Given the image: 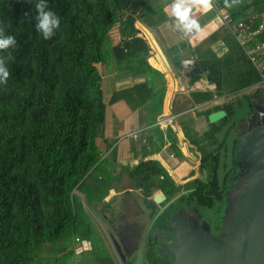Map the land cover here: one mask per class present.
Segmentation results:
<instances>
[{
  "label": "trees",
  "instance_id": "1",
  "mask_svg": "<svg viewBox=\"0 0 264 264\" xmlns=\"http://www.w3.org/2000/svg\"><path fill=\"white\" fill-rule=\"evenodd\" d=\"M147 1L45 0L60 17V27L44 40L35 28L38 0H0V29L17 41L7 50L13 59L4 61L10 76L0 84V264H30L31 252L54 241L65 250L77 235L94 240L101 264H115L73 190L89 194L93 186L92 201L102 187L108 191L109 176L99 174L106 168L95 143L105 104L96 64L119 46L111 38L120 31L130 60L148 57L147 41L135 24ZM220 3L225 6V0ZM245 4L233 13L236 18H245L248 10L264 12V0ZM123 9L130 12L126 21ZM5 54L0 51V58ZM234 106L223 107L231 114ZM218 128L210 131L211 144ZM208 156L204 151V160ZM138 167L164 175L167 191L173 192L174 181L156 160ZM213 182L217 187L216 173Z\"/></svg>",
  "mask_w": 264,
  "mask_h": 264
},
{
  "label": "crops",
  "instance_id": "2",
  "mask_svg": "<svg viewBox=\"0 0 264 264\" xmlns=\"http://www.w3.org/2000/svg\"><path fill=\"white\" fill-rule=\"evenodd\" d=\"M175 2L148 0L142 17L136 21L141 31L139 35L144 36L146 41L148 39L149 55L143 61L135 58L132 61L125 54L126 48L122 47L126 36L123 37L120 31L115 34L116 38H111V43L119 46L110 48L105 62L96 64L102 75L105 104L95 143L100 166L106 168L99 169V174L110 173L107 193L106 188L102 187L98 191L100 196H97H116V201L127 204L132 214L142 210L139 204L142 198L139 189L127 175V169L136 167L141 161L156 160L179 185V189L192 186L203 172L199 155L210 148V131L214 125L219 127L226 121L222 119L211 123L209 114L224 109L223 106L231 98L243 94L254 95V101L258 99L255 95H260L264 102V84L257 68L222 25L215 8L205 10L192 6L191 18L198 21L200 31L191 35L185 32L183 25L172 14L171 5ZM245 3L240 0L238 4L234 1L228 4L231 7L220 5L234 13L242 9ZM249 13L248 10L246 15ZM118 49L124 52L121 54ZM187 58L203 62L205 67L202 72L190 77L179 72L176 68L178 60ZM167 116H174V119L164 128L159 120ZM157 127H161L162 132H158ZM134 131H141L146 141L134 140L129 135ZM115 175L124 178L118 183L113 178ZM154 175L153 180L158 185H151V197L146 198L145 205L154 206V212H157L160 203L153 202L152 192L159 188L162 193L165 179L162 181V177ZM114 180L116 183L112 184ZM90 189L96 188L91 186ZM75 194L79 196L83 209L90 214L98 239L114 263L120 264L102 232L101 219L91 214L93 212L86 201V194L78 188ZM66 247V251L62 245L59 247L65 255H84L79 264L103 262L95 259L94 240L77 235ZM36 256L38 260L41 258L39 253Z\"/></svg>",
  "mask_w": 264,
  "mask_h": 264
},
{
  "label": "water",
  "instance_id": "3",
  "mask_svg": "<svg viewBox=\"0 0 264 264\" xmlns=\"http://www.w3.org/2000/svg\"><path fill=\"white\" fill-rule=\"evenodd\" d=\"M178 61L176 68L186 77L201 73L205 67L203 62L199 63L194 58ZM252 97L243 94L236 102H231L235 105L231 114L226 109L209 114L211 123L227 119L214 133L215 140L219 144L224 143L217 170L221 188L234 163V151L237 155L242 153L250 156L244 174L227 192L228 206L224 212L223 226L219 228L222 231L220 238L200 231L197 224L188 219L180 220L179 224L175 215L169 221L171 228L176 229L175 237L163 231L162 216L173 214L181 194L170 199L157 212H154L153 206L132 218L143 244L152 241L162 257L172 255V261L165 264H264V122H257L255 130L250 128L252 131L248 137H243L241 133L243 126L250 124L252 117L256 118L257 102ZM225 152L228 153L227 158ZM114 197L101 201L99 205L105 209L106 203H110L108 210L116 217L119 205L113 200ZM155 201L157 203L158 200ZM162 237H166L165 243L156 245ZM130 258L132 264H142V250L139 257L132 253Z\"/></svg>",
  "mask_w": 264,
  "mask_h": 264
},
{
  "label": "flooded vegetation",
  "instance_id": "4",
  "mask_svg": "<svg viewBox=\"0 0 264 264\" xmlns=\"http://www.w3.org/2000/svg\"><path fill=\"white\" fill-rule=\"evenodd\" d=\"M255 96H258V99L256 100L257 103H255V106L257 107V114L255 115L256 118L252 117L251 123L243 126L244 128L241 130L243 137L250 136V132L256 129L254 125L257 124V122H264V102L262 101L260 95ZM250 128H252V130H249ZM223 144H219L217 140L211 144L209 146V150H205V152L210 155L207 160H204L202 154L205 172L199 174L200 177L196 179V182L192 186L179 189L178 185L175 183V186L173 185V192H168L167 189L169 187V183L166 181L164 175H162V181L165 179L164 182H162V193L159 191V188H156L152 192L153 202L157 204L158 202L156 203L155 200H159L160 208H163L170 199L181 194L176 201L173 214H170L167 217L162 216V229L167 234L175 237L176 229L171 228V224L169 222L171 217L175 215V219L179 220V224L181 223L180 220L188 219L194 224H197L200 231L210 234L213 237L220 238L222 231L219 228L223 226V216L228 205V199L225 196V192L228 191L234 185L236 180L244 174L247 169V165L250 162V156L242 153L237 155L234 151V163L225 177L224 186L221 188L217 182V187H214L213 174L216 173L217 176L221 148ZM206 146H208V144ZM211 147L213 148L211 149ZM225 153L227 158L228 153ZM143 162L145 161H141L132 169H127V175L132 179L133 184L140 191L142 200L139 204L142 210L132 214L128 211L127 208L129 207L127 204L117 202L116 197H114L113 200L115 199L119 208L117 216L113 217L112 212L108 210V208H110V203H106L105 209L99 205V203L105 199L111 200V197L108 198L107 195V197H98V195L92 201L91 196L94 194V191L92 190L89 194L84 192L86 194L85 196L88 198H86V201L89 204V208L93 212L91 214L94 217L97 216L101 219V223L103 224L102 232L108 240L111 251L115 257H117L120 264H132L130 255L134 253L135 257H139L141 250L142 264H165L170 263L173 259L172 255H168L165 258L162 257L156 250L152 241L143 244L142 236L139 235L138 231L133 226L132 218L143 212H147V209H151V205L146 207L145 204L147 203H145V201L146 198L151 197V185H158L153 180L155 175L151 172V169L144 172H140L138 170V168H140L138 166ZM106 174L109 176L110 173L107 172ZM116 176L118 175H115L113 178H115L118 183L124 178L122 175L118 177ZM100 179H104V177L100 176ZM115 180L112 184L116 183ZM114 202L112 201L111 203L117 204ZM85 211L87 212V210ZM88 215L90 217V214ZM165 240L166 237L159 238L156 245L160 243L164 244Z\"/></svg>",
  "mask_w": 264,
  "mask_h": 264
},
{
  "label": "clouds",
  "instance_id": "5",
  "mask_svg": "<svg viewBox=\"0 0 264 264\" xmlns=\"http://www.w3.org/2000/svg\"><path fill=\"white\" fill-rule=\"evenodd\" d=\"M239 2L240 0H234L235 4H238ZM192 6H200L205 10H210L213 7L212 0H176V2L171 5L172 14L179 21V23L183 25L186 33H191L193 30L197 32L200 31L198 21L191 18ZM225 6L231 7V5H228L227 0H225ZM35 9L37 12L35 17L36 31L42 35L44 40H49L55 35L56 30L60 27V17L50 9L48 2H45V0H38L35 4ZM25 15H27V13H25ZM16 44L17 41L15 36L4 35L3 30L0 29V51H4L6 53L2 58H0V84H6L8 81L10 71L8 64L5 66L4 61L6 59L9 62L13 59L11 52H8L7 50L14 49ZM202 154L200 153L199 155V160L201 161H203ZM74 190L76 191L77 188Z\"/></svg>",
  "mask_w": 264,
  "mask_h": 264
},
{
  "label": "built area",
  "instance_id": "6",
  "mask_svg": "<svg viewBox=\"0 0 264 264\" xmlns=\"http://www.w3.org/2000/svg\"><path fill=\"white\" fill-rule=\"evenodd\" d=\"M213 7L218 12L221 23L229 31L238 45L246 51L249 59L257 68L264 84V12L259 16L255 13L248 14L245 18H236L229 9H224L218 0H212ZM130 12L123 10V21H126ZM138 14H135L137 16ZM193 30L190 34L195 35ZM174 116L161 117L159 123L166 128L167 123ZM134 140H144L141 131L129 134Z\"/></svg>",
  "mask_w": 264,
  "mask_h": 264
},
{
  "label": "rangeland",
  "instance_id": "7",
  "mask_svg": "<svg viewBox=\"0 0 264 264\" xmlns=\"http://www.w3.org/2000/svg\"><path fill=\"white\" fill-rule=\"evenodd\" d=\"M243 1L249 2V0H243ZM236 101H237V97H233L228 102H236ZM156 130L158 132H162L161 127H157ZM212 148L213 147H211V149ZM201 164H203V161H201ZM200 168H201V170H203V172H205L204 166H203V168L200 166ZM227 192L228 191L225 192L226 197H227ZM73 193L75 194V191ZM69 242H71V240ZM46 245H47V249L43 248V250H41V251L30 253L29 258L32 259L31 264H79L80 259L82 258V256H84L83 254L82 255L78 254V256L73 255L72 253H69L68 255L63 254V250L59 249V247L62 245V242L54 241V243L51 242V243H47ZM48 246H50L51 248H54V249H50V248H48ZM66 250H68V246L66 247ZM37 253H39L40 257H41L39 260L37 259V256H36ZM55 253H57V256L55 255ZM61 255H65V256H62L60 258H56V257L61 256Z\"/></svg>",
  "mask_w": 264,
  "mask_h": 264
}]
</instances>
